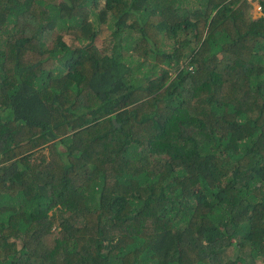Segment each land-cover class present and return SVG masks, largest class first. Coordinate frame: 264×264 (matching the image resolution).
<instances>
[{
    "label": "trees",
    "instance_id": "16d2710c",
    "mask_svg": "<svg viewBox=\"0 0 264 264\" xmlns=\"http://www.w3.org/2000/svg\"><path fill=\"white\" fill-rule=\"evenodd\" d=\"M259 2L0 0V264H264Z\"/></svg>",
    "mask_w": 264,
    "mask_h": 264
},
{
    "label": "rangeland",
    "instance_id": "374dc122",
    "mask_svg": "<svg viewBox=\"0 0 264 264\" xmlns=\"http://www.w3.org/2000/svg\"><path fill=\"white\" fill-rule=\"evenodd\" d=\"M259 14H260V12L258 10H256L255 7L252 8V15H253L254 18L258 17ZM102 30H103L102 33H99V40L100 41L98 42V44H99L100 47L105 48V47H107V41H105V39L108 36V34L110 33V30L107 27V25H105V26L103 25ZM44 147L45 148H43L42 152H46L47 153L48 152V148H47V146H44Z\"/></svg>",
    "mask_w": 264,
    "mask_h": 264
},
{
    "label": "clouds",
    "instance_id": "9594fccd",
    "mask_svg": "<svg viewBox=\"0 0 264 264\" xmlns=\"http://www.w3.org/2000/svg\"><path fill=\"white\" fill-rule=\"evenodd\" d=\"M104 1H102V3H103ZM248 2L252 5V8H256V10H258L259 12H260V14H259V16L258 17H260L261 15H263V12H262V7H261V5H260V2H259V0H248ZM251 15H252V10H251ZM252 17H253V15H252ZM258 17H255V18H258ZM254 18V17H253ZM117 124V123H116ZM117 125H119V124H117Z\"/></svg>",
    "mask_w": 264,
    "mask_h": 264
},
{
    "label": "water",
    "instance_id": "95a60500",
    "mask_svg": "<svg viewBox=\"0 0 264 264\" xmlns=\"http://www.w3.org/2000/svg\"><path fill=\"white\" fill-rule=\"evenodd\" d=\"M115 123H117L116 121H114Z\"/></svg>",
    "mask_w": 264,
    "mask_h": 264
}]
</instances>
